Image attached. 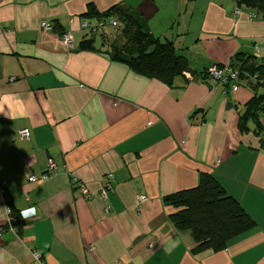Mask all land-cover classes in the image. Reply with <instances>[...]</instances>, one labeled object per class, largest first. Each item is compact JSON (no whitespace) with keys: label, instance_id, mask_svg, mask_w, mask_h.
<instances>
[{"label":"crops","instance_id":"1","mask_svg":"<svg viewBox=\"0 0 264 264\" xmlns=\"http://www.w3.org/2000/svg\"><path fill=\"white\" fill-rule=\"evenodd\" d=\"M89 4L102 13L122 5L145 31L172 41L190 70L170 86L113 60L112 46L127 37L114 27L106 36L82 30ZM236 8L235 0H0V100L7 99L0 184L14 211L37 209L21 233L7 229L0 236V264H264V133L253 123L250 131L239 127L254 90L242 80L238 91L226 92L205 76L208 66H226L238 53L264 61V19ZM43 20L53 29L44 30ZM66 31L73 32L74 49L63 43ZM85 39L93 49L81 47ZM23 128L29 139L20 137ZM51 158L58 171L30 182ZM109 172L115 177L106 213L98 193ZM203 172L257 227L224 250L195 254L165 197L197 186ZM73 176L94 198L82 195ZM142 194L148 200L137 209ZM7 203L0 191V226Z\"/></svg>","mask_w":264,"mask_h":264},{"label":"trees","instance_id":"2","mask_svg":"<svg viewBox=\"0 0 264 264\" xmlns=\"http://www.w3.org/2000/svg\"><path fill=\"white\" fill-rule=\"evenodd\" d=\"M235 2L237 7L244 6L250 13L264 19V0ZM108 16L122 21V27L120 24L114 28H120L127 37L124 45L112 46L110 54L113 60L126 64L136 73L156 78L170 86L177 76L185 75L190 70L187 59L177 53L172 41L162 40L145 31L140 18L122 5H114L102 13L96 6L89 4L87 12L83 14V17L89 19ZM102 34L106 36L105 30ZM81 47L93 49V40H83ZM230 65L241 69L242 80L250 83L254 90L253 97L240 114L239 127L243 132L250 131V123H253L254 131L261 135L264 133V94H259L258 89L264 88V61L257 64L254 55L238 53ZM254 74L258 79L253 81L251 76ZM262 141L264 146V140ZM5 196L11 206L9 195L6 193ZM165 202L173 209L170 219L174 226L179 231L190 233L193 240L192 252L195 254L224 250L232 240L257 227L256 221L243 205L209 172L201 174L197 186L171 193L165 197ZM23 222L21 218L17 222L19 233Z\"/></svg>","mask_w":264,"mask_h":264},{"label":"built area","instance_id":"3","mask_svg":"<svg viewBox=\"0 0 264 264\" xmlns=\"http://www.w3.org/2000/svg\"><path fill=\"white\" fill-rule=\"evenodd\" d=\"M241 9L237 7L235 9V13H240ZM250 16L253 18L254 15L253 13H250ZM75 20L72 19L71 23H74ZM42 28L46 31L53 29V26L50 22L47 20H43L42 22ZM120 22L113 16H108V17H103V18H98L95 21H92L89 18H84L80 21V28L82 30H90L91 32H103L107 27H119ZM63 43L64 45L69 48V49H74L75 48V38L73 35L72 31H66L62 35ZM256 52L258 50V46L255 47ZM205 74L213 78L215 80L220 81L226 92H236L241 88V69L235 68L231 66L230 64H227L226 66H221L217 63H213L205 71ZM253 80H257L258 76L254 74L251 76ZM16 77L13 76L11 80H15ZM150 124V123H149ZM19 135L21 138L24 139H29L31 132L29 128H23L19 130ZM58 164L54 159H49L47 163V168L46 171L40 176L37 177L35 175H30L29 176V181L30 182H37V181H46L49 178H51L57 171H58ZM114 177L115 175L112 172L107 173L104 176L103 179V185L98 193V196L101 200L106 202L105 205V212L110 213L111 211V205L107 203L109 199V194L110 191L113 190L114 187ZM72 182L76 186V188L82 193V195L88 199L94 198V194L89 190L87 187L86 183L80 180L77 176L72 177ZM0 191L2 194H6V183L2 182L0 184ZM6 197V196H5ZM138 206L137 209L141 206L142 203L146 202L148 200V197L146 195H139L138 196ZM8 202V199H7ZM7 216L5 223L0 226V236L3 234L5 230H10L14 232H18V227H17V222L21 218L25 220L24 218L21 217L19 212H15L13 208L7 203ZM34 255L37 259L40 260L41 254L39 252H34Z\"/></svg>","mask_w":264,"mask_h":264},{"label":"clouds","instance_id":"4","mask_svg":"<svg viewBox=\"0 0 264 264\" xmlns=\"http://www.w3.org/2000/svg\"><path fill=\"white\" fill-rule=\"evenodd\" d=\"M5 103H7V99L6 98L0 100V113H3V111H4V104ZM36 213H37V209L35 207H30V208L22 209L20 215L24 219H30L33 216H35ZM173 246H174V244L173 245L166 246L165 250L170 252Z\"/></svg>","mask_w":264,"mask_h":264},{"label":"rangeland","instance_id":"5","mask_svg":"<svg viewBox=\"0 0 264 264\" xmlns=\"http://www.w3.org/2000/svg\"><path fill=\"white\" fill-rule=\"evenodd\" d=\"M253 15H254V17H256V14H255V13H253ZM254 17H253V18H254ZM92 19H93V18H92ZM92 19H91V20H92ZM93 21H94V20H93ZM119 30H120V28H119ZM99 38H100V37H99ZM256 46H257V44L254 45V48H255ZM255 50H256V48H255ZM255 59H256V56H255ZM217 64H218V63H217ZM219 65H220V64H219ZM253 81H254V80H253ZM258 93H259V94H264V88H263V87H262V88H259V89H258ZM263 106H264V105H263ZM262 116L264 117V114H263ZM40 259H41V258H40Z\"/></svg>","mask_w":264,"mask_h":264}]
</instances>
